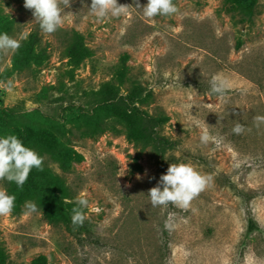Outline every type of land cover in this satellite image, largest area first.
Returning a JSON list of instances; mask_svg holds the SVG:
<instances>
[{
    "label": "rangeland",
    "instance_id": "obj_1",
    "mask_svg": "<svg viewBox=\"0 0 264 264\" xmlns=\"http://www.w3.org/2000/svg\"><path fill=\"white\" fill-rule=\"evenodd\" d=\"M117 2L132 7L103 21L91 0L61 4L63 27L45 34L24 0H0V34L20 42L0 53V137L44 160L22 188L0 180L16 198L0 264H264V0H173L151 20ZM170 164L211 178L188 210L151 205Z\"/></svg>",
    "mask_w": 264,
    "mask_h": 264
},
{
    "label": "clouds",
    "instance_id": "obj_2",
    "mask_svg": "<svg viewBox=\"0 0 264 264\" xmlns=\"http://www.w3.org/2000/svg\"><path fill=\"white\" fill-rule=\"evenodd\" d=\"M136 8L143 10L146 19H154L156 16H171L179 10L173 0H147L146 5H140L139 0H133ZM61 4L65 8L71 7V0H24V8L31 10L34 19L39 24L41 31L52 34L64 25ZM132 6L118 4L117 0H91L89 12L97 19L103 21L111 16L119 18L127 14ZM20 48V42L10 37L7 33L0 34V53L15 52ZM228 89V82L219 75L212 77L210 92L216 94L219 99H224ZM253 124L259 127L264 124V116H255ZM207 127V125H206ZM250 131V129H248ZM236 135L243 134L244 125L236 122L232 129ZM202 144L207 145L215 141L221 142L204 131L200 137ZM43 157L33 149L26 147L16 135L0 137V180H7L22 188L33 168L43 170ZM141 177L138 175L137 179ZM210 177L201 175L188 164H170L167 173L161 175L157 186L149 190L148 196L152 207H167L172 204L182 210H188L191 202L207 187ZM15 196L9 195L6 190H0V216L10 215L15 208ZM76 207L72 208V223L74 226H82L86 219L84 209L88 207V200L78 197ZM26 215L37 211L32 202L25 204ZM174 225L165 222V228L171 229ZM129 264H132L129 258Z\"/></svg>",
    "mask_w": 264,
    "mask_h": 264
},
{
    "label": "trees",
    "instance_id": "obj_3",
    "mask_svg": "<svg viewBox=\"0 0 264 264\" xmlns=\"http://www.w3.org/2000/svg\"><path fill=\"white\" fill-rule=\"evenodd\" d=\"M155 121L156 120L154 118L148 117L149 124L150 122H155ZM152 139L154 140V142H156L160 146H171L172 145V143L165 137L153 135Z\"/></svg>",
    "mask_w": 264,
    "mask_h": 264
}]
</instances>
